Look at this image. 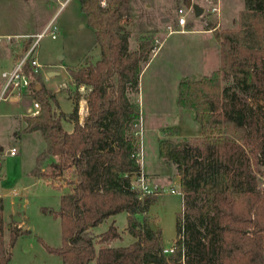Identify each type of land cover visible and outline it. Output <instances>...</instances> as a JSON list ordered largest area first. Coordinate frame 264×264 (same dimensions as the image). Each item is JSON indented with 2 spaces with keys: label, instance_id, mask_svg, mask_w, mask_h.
Returning a JSON list of instances; mask_svg holds the SVG:
<instances>
[{
  "label": "trees",
  "instance_id": "obj_1",
  "mask_svg": "<svg viewBox=\"0 0 264 264\" xmlns=\"http://www.w3.org/2000/svg\"><path fill=\"white\" fill-rule=\"evenodd\" d=\"M80 2L95 28L101 56L67 68L78 86L73 111L58 110L56 94L26 66L41 108L24 116L23 131H40L47 144L32 173L75 175L56 211L63 244L50 250L64 264H264V0H245L238 28L215 29L222 55L218 69L180 80L178 103L195 110L202 136L176 138L179 128L173 126L159 137V154L176 165L183 196L170 254L164 252L161 226L154 228L147 215L139 217L159 194L142 193L132 183L133 175L143 172L134 129L143 111L131 93L140 91L155 46L143 38L139 48L130 49V30L122 22L131 14L130 0ZM224 79L232 81L224 84ZM81 85L90 86L83 123ZM249 97L262 102L250 105ZM66 116L75 120L72 131L63 124ZM51 156L57 159L48 173L42 162ZM3 208L0 197V264H15L11 249L28 231L11 227L7 243ZM120 212H127V228L136 239L111 245L109 241L123 238L115 220L99 233L93 228Z\"/></svg>",
  "mask_w": 264,
  "mask_h": 264
},
{
  "label": "rangeland",
  "instance_id": "obj_2",
  "mask_svg": "<svg viewBox=\"0 0 264 264\" xmlns=\"http://www.w3.org/2000/svg\"><path fill=\"white\" fill-rule=\"evenodd\" d=\"M148 1L152 6L143 5V7L149 17V24L153 27L163 24L166 26L173 21L176 9L174 4H171V0ZM244 7L245 0H226L225 16L228 17V24L223 27L221 23L216 29L238 28L239 13ZM195 15V9L191 7L188 10V19ZM223 17L222 13V20ZM47 23V32L39 39L37 47L38 56L45 63V69L53 61L61 62V56L63 63L75 67L83 58L81 64H85L87 58L95 60L94 57L99 51V46H95L96 32L88 23L87 16L80 6V0H0V33L31 32L36 36L45 29ZM212 23L215 25L214 21ZM209 27L212 25L207 28ZM172 28H176V25H172ZM52 31L57 34L55 38L52 37ZM145 36L144 39H149L154 46L156 45L153 50V53L155 51L156 53L142 74L140 91H133L131 96L140 101L143 111L140 123L134 126V129L139 140L140 152H143L144 165L149 171V177L146 174V182L152 191L159 194V197L151 205L149 212L140 214L139 217L143 219L147 215L152 220L154 228L161 226L164 245L170 246L177 235V221L183 209V196L181 192L172 191L173 188L181 189L177 182L180 175L176 165L160 157L159 137L163 134V129L173 126L179 128L176 138L189 137L195 140L202 136V132L195 128L197 124L192 117L193 109L183 108L177 101L180 78L183 74L196 71L191 56L194 55L198 36L169 32L168 28L164 29L158 41L154 29ZM34 39L35 37L32 38ZM207 59L203 70L210 74L220 67L222 55L220 53L218 57L210 56ZM64 74L63 71L58 78H64ZM231 81L224 79L223 82L226 84ZM62 89L65 90L63 93L71 91L73 96L75 94V90L69 89L68 86H63ZM80 90L86 98L88 88L84 86ZM13 95L0 102V151L12 146H17L19 149L17 154H8L3 158L4 179L1 186L9 193L7 209L12 206L10 191L13 188L19 191L16 210H11L5 221L6 241L9 242L10 228L23 224V218L17 222L14 215L25 216L26 227L29 230L27 229L28 232L20 235L16 240L13 246V262L64 264L62 256L51 251L49 247H59L63 244L62 219L56 211L60 209L62 194L73 187L75 175L65 171L62 176L36 177L32 173L31 169L35 165L37 154L46 148V141L39 132L24 133L21 137L14 134V129L19 128V125L14 129L11 127L10 115L14 111H24L26 107L24 102L18 103ZM83 100L85 101L83 98L80 100V105ZM246 101L250 105H258L262 102L253 97L246 98ZM62 105L64 109L72 107L71 101L66 97H63ZM51 161V158H46L42 162V166H45L44 170L48 173L53 171ZM141 164L143 168V163ZM261 167L264 169V166ZM260 177L262 178L261 175ZM133 179L135 183L139 182L136 175H133ZM116 218V224L122 231L123 238L108 243L124 245L134 241L136 237L127 228V213L120 212L116 214ZM108 226L109 224L104 221L93 229L99 233ZM89 264L96 262L92 261Z\"/></svg>",
  "mask_w": 264,
  "mask_h": 264
},
{
  "label": "crops",
  "instance_id": "obj_3",
  "mask_svg": "<svg viewBox=\"0 0 264 264\" xmlns=\"http://www.w3.org/2000/svg\"><path fill=\"white\" fill-rule=\"evenodd\" d=\"M194 1H195V3L202 6L204 8V11L201 15L196 14L193 18L188 19L190 22V23L188 22L190 24V26H188L189 24H187L186 26L179 24L178 23V13H177L178 6L182 5L184 2H188V0H171V4L172 5L174 4V6H175L176 15H174L173 21L171 23L170 22L167 23L166 26H165V24H163L162 26L160 25V26H154L153 27L151 24H149L150 23L149 17H148V15H146L147 12L145 11V9L143 7V5L152 6V3L149 2L148 0H146V1L145 0H130L131 14L126 16L122 20L123 24L130 30L129 47L131 50H135V49L139 48V44H140L141 40L143 38H146V36H145L146 33H148L149 31H151L153 29H154V34H155L157 39H161V33L164 31L165 28H168L169 32H173V33L174 32H180V33L187 34V35L198 36L197 41H196L198 43L196 44V46H194V49H195L194 55L191 56V61L193 60L192 62L194 64V66L196 67V71L191 72L190 74H186V75L183 74V76L180 78V80L184 76H188V75H206L207 73L203 69L205 68V65L208 61L207 58L210 56L218 57V54L221 53L220 43L216 38L215 31L214 30H212V31L208 30V28H207L209 25L213 26L214 24L212 22L216 19V14L211 12V10H210V8L215 4L216 0H197V1L194 0ZM222 2H223L222 8L224 11L223 12L224 17L222 20V24H223V27H225L228 24V19H227L228 17L226 18V16H225L226 0H222ZM80 6H81V2H80ZM172 25H176V28H172ZM47 26H48V23L45 25V28ZM94 30H95V28H94ZM25 33H31V32H22V33H18V34H25ZM164 38L165 37H163V40H164ZM97 45L99 46V51L96 54V57H94V59H95L94 61L99 59L101 56V48H100V45L98 44V42L96 40L95 46L97 47ZM20 52H21V47L19 45H15L12 43L1 44L0 45V59L4 65V67L12 68L15 65L16 61L18 60ZM154 53H156V51ZM154 53H153V55H154ZM88 54H90V53H88ZM84 57H86V56H84ZM61 59H62L61 62L53 61L51 63V65L49 64V67L47 69H45V63L39 57V60L43 64L41 75H42V78H43V81H44L46 87L51 89L56 94V96L59 100L60 107L58 110L64 111L66 113H70L71 111H73L74 106H75L74 97L71 94V91H67V92L63 93L65 90L62 88H63V86L64 87L68 86V88L71 90H75V91L77 90L78 86L73 81L71 74L67 70L68 67H75V66H71V65L63 63V56H61ZM83 59L76 65V67L80 66L81 63H83L82 62ZM150 63H151V60L149 62L145 63L142 74L144 73L145 69L150 65ZM215 70H213V71H215ZM63 71L65 73L64 78H62V79L58 78V76ZM142 74H141V77H142ZM1 81H2V79L0 78V82ZM83 87H84V85H81L80 89ZM85 87H87L88 89L90 88V86H88V85H86ZM80 91H81V94L83 95V91L82 90H80ZM178 93H179V89H178ZM63 97H66L71 101V104H72L71 109H64L63 108V105H62ZM13 98L15 100H17L18 103L24 102V105L26 107L24 111H14L10 115L11 116L10 119L12 122L11 127L14 129L17 125H19V128L14 129L15 130L14 134L17 137H21V135L24 133L39 132L41 134L40 131H35V132H24L23 131V129L27 125V122H26L24 116L33 114V110L36 109L35 101H37V99L35 98V96L33 94V90L30 89L29 91L22 93L21 95L15 94V95H13ZM83 99H85V101L83 100V103H81V105H80L81 108L79 109V117H80L81 123L84 122V119H85L86 115L88 114L87 99L84 98V96H83ZM177 101H178V96H177ZM84 102H85V104H84ZM192 112H193L192 117L194 118V121L196 122L195 124H197V125H195L196 126L195 128H196V130H199L200 132H202L201 125L196 119L195 110L193 109ZM63 124L68 131H72L75 127V120L69 116H66L63 119ZM1 149H2V147H1ZM43 150H41L37 154V157ZM37 157H36L35 165L32 167L31 170H33L37 164ZM50 158L52 159V161L57 159L56 156H51ZM50 158H48V159H50ZM144 164L145 163L143 162V171L149 177V171L146 169ZM42 169L44 170L45 166H42ZM36 177H43V176H37L36 175ZM3 179H4V172H3V168H2V175L0 178V197H2L4 199L3 216H4V220L6 221L7 216L10 215L12 212L11 210H14L16 208L15 204L17 203V197L19 196V193H18L19 191L16 188H13L10 191V193H11L10 194V196H11L10 205H12V206H11V208H9L10 209V211H9V209H7L8 205H6L7 204V196L9 195V193L7 191H5L4 188L1 186V182L3 181ZM177 182H178V185L180 186V179L177 180ZM17 210L21 211L19 209H17ZM15 216H17V215L15 214L14 217ZM18 216H21V215H18ZM21 218H23V224H24V225L22 224L21 226L24 229L29 230V228L26 227V223H25L26 217L22 216ZM116 219H117L116 215H112L108 219H106L105 222H107L110 225L114 220L116 221ZM16 221L20 222L18 220H16ZM10 226L11 225H9V227ZM98 226H100V224ZM98 226H96V227H98ZM101 231H103V230H101ZM111 245H112V243H111ZM116 245H122V244H116ZM11 251H12V260H13V247H12Z\"/></svg>",
  "mask_w": 264,
  "mask_h": 264
},
{
  "label": "built area",
  "instance_id": "obj_4",
  "mask_svg": "<svg viewBox=\"0 0 264 264\" xmlns=\"http://www.w3.org/2000/svg\"><path fill=\"white\" fill-rule=\"evenodd\" d=\"M103 5H107L109 0H100ZM192 4L194 0H191ZM193 7L189 6L187 2H184L178 7V23L186 26L188 24V10ZM211 12L216 14V19L214 20L215 25L209 27L208 30H215L222 23V0H216L215 4L210 8ZM48 26L41 32H38L36 36L32 33L17 34V33H0V45L4 43H12L19 45L21 47V52L19 53V58L16 61L15 65L12 68L4 67L0 59V102L7 99L11 95H21L26 91L31 89V77L30 74L26 71V66L28 65L31 71L35 74L42 73L43 64L39 60L37 53V47L39 39L47 32ZM52 37H56V32H51ZM35 37L34 40L32 38ZM159 39H156L158 41ZM29 42L28 47L26 48V43ZM36 109L33 110V114H38L41 108L39 101H35ZM19 152L17 146H12L5 151H0V178L2 175L3 168V158L5 155L11 154L15 155ZM143 152H138V158L141 163H143ZM138 183H135L132 179L133 186L139 189L142 193L147 192H156L152 191L149 184L146 182V174L144 171L140 174H137ZM173 192H181V189H172ZM182 193V192H181ZM174 251V244L164 247V252L170 254Z\"/></svg>",
  "mask_w": 264,
  "mask_h": 264
},
{
  "label": "water",
  "instance_id": "obj_5",
  "mask_svg": "<svg viewBox=\"0 0 264 264\" xmlns=\"http://www.w3.org/2000/svg\"><path fill=\"white\" fill-rule=\"evenodd\" d=\"M187 4L189 6H191V5L193 6V8L195 9V12H196L197 15H201L203 13V11H204V8L202 6H200L197 3H193L192 4V1L191 0H188ZM14 219L15 220H18V221H21L22 220L21 216H18V215L15 216Z\"/></svg>",
  "mask_w": 264,
  "mask_h": 264
}]
</instances>
